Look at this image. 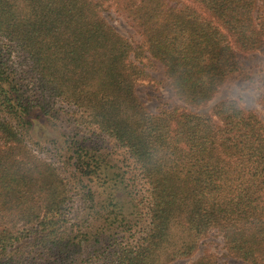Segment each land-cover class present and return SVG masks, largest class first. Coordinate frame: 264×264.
<instances>
[{
  "label": "trees",
  "instance_id": "16d2710c",
  "mask_svg": "<svg viewBox=\"0 0 264 264\" xmlns=\"http://www.w3.org/2000/svg\"><path fill=\"white\" fill-rule=\"evenodd\" d=\"M119 1L140 42L101 0H0V264H172L212 232L264 264V121L191 109L264 55V0ZM153 60L184 106L142 102Z\"/></svg>",
  "mask_w": 264,
  "mask_h": 264
},
{
  "label": "rangeland",
  "instance_id": "374dc122",
  "mask_svg": "<svg viewBox=\"0 0 264 264\" xmlns=\"http://www.w3.org/2000/svg\"><path fill=\"white\" fill-rule=\"evenodd\" d=\"M104 2V16L113 25V27L123 36L130 39L133 43L141 41L133 23L126 16L120 7L119 0H101ZM170 4H178L184 0H168ZM246 65V74L230 75L220 91L207 106L200 108H191L194 112L209 114L213 105L225 98L237 99L244 108L255 111L264 121V102L261 97L262 87L264 86V55L259 53L240 54ZM149 78L143 80L138 86V95L142 102L151 112H157L161 108L181 107L183 103L174 95L168 80L165 78L162 65L153 60L147 68ZM38 121L36 125L38 134L35 137L41 141L56 138L57 134L51 129L50 122L47 120ZM210 254L218 258L219 261L226 264H246L243 261L229 255L224 247L222 238L212 232L207 236L198 251L190 258L178 260L172 264H191L198 257Z\"/></svg>",
  "mask_w": 264,
  "mask_h": 264
}]
</instances>
